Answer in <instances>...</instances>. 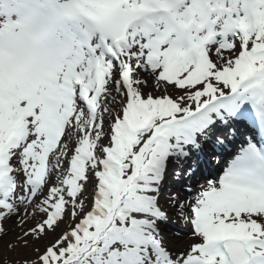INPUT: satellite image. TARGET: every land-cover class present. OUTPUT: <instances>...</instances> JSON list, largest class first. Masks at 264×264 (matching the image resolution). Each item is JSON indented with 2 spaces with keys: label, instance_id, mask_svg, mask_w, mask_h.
Listing matches in <instances>:
<instances>
[{
  "label": "snow or ice",
  "instance_id": "1",
  "mask_svg": "<svg viewBox=\"0 0 264 264\" xmlns=\"http://www.w3.org/2000/svg\"><path fill=\"white\" fill-rule=\"evenodd\" d=\"M0 249L264 264V0H0Z\"/></svg>",
  "mask_w": 264,
  "mask_h": 264
},
{
  "label": "rangeland",
  "instance_id": "2",
  "mask_svg": "<svg viewBox=\"0 0 264 264\" xmlns=\"http://www.w3.org/2000/svg\"><path fill=\"white\" fill-rule=\"evenodd\" d=\"M5 243H6V241H5ZM5 255L14 256V254H7L3 249H0V264H2V262H3V257H4Z\"/></svg>",
  "mask_w": 264,
  "mask_h": 264
}]
</instances>
